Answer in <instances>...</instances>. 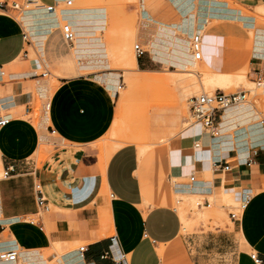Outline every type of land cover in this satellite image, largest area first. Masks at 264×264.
Masks as SVG:
<instances>
[{"label":"crops","instance_id":"obj_1","mask_svg":"<svg viewBox=\"0 0 264 264\" xmlns=\"http://www.w3.org/2000/svg\"><path fill=\"white\" fill-rule=\"evenodd\" d=\"M41 1L46 6L65 3ZM168 1L160 11L155 3L148 7L141 0L142 31L152 38L149 51L138 58L144 70L134 56L123 61L126 72L137 70L147 77L135 83L156 79L184 90L207 84L222 91L243 78L242 70L250 69L253 80L264 77V24L259 25L264 0H231L240 10L206 0L210 11L200 29L201 0L183 6ZM15 2L0 0V114L10 116V123L0 128V171L9 170L0 180V251L18 250V264H256L254 253L264 264V111L249 105L219 112V138L198 124L155 147L118 145L107 158L93 144L109 131L114 98L122 88L119 74H92L110 68L106 45L87 24L74 26L71 54L77 75L58 79L51 88L39 73L43 67L63 75L74 69L68 48L59 45L62 20L69 16L41 7L55 15L57 25L37 35L34 24L23 18L25 12L21 22L13 15ZM26 28L36 39H30ZM197 32L203 36V63L191 51ZM38 38L44 39L41 44ZM33 43L37 59L28 50ZM183 52L192 55L195 66L183 60ZM159 65L170 68L168 79L153 69ZM201 70L207 71L206 78L198 74ZM191 71L195 78L184 77ZM34 90L49 97L39 129L29 117ZM14 109L24 117L7 114ZM38 185L47 199L43 208ZM244 188L253 197L240 221L230 219L232 229L185 234L186 211L176 209L177 196L205 202L199 208L208 211L205 219L213 215L207 201L217 206L222 195L235 196ZM211 220L216 218L195 224ZM55 244L69 252L46 259L43 251Z\"/></svg>","mask_w":264,"mask_h":264},{"label":"rangeland","instance_id":"obj_2","mask_svg":"<svg viewBox=\"0 0 264 264\" xmlns=\"http://www.w3.org/2000/svg\"><path fill=\"white\" fill-rule=\"evenodd\" d=\"M17 1L23 3V0ZM145 1L148 7H151L152 4L155 3L160 11H164V6L168 7L170 4L168 0ZM221 1L226 2L232 9L240 10L231 0ZM65 8V3H63L60 5V9H58L60 14H67L66 17L69 16V18L67 17L68 19L62 20V24L63 22H68L72 27L87 24L94 29L97 37L100 38L104 45H106L110 68L92 74H95V77L98 75L101 76L113 73L120 75L122 90L117 97H113L115 99L112 108L115 113L114 120L112 121L107 134L101 136L93 144L94 147L100 150V154L103 153L107 158H109L111 152L115 150L118 145L134 144L140 148L142 145L154 144L155 147L163 143H168V140L179 137L180 134L190 130L191 126L196 122L195 119L192 118L190 112V101L192 98L200 97L204 94H214L217 91H220V87H209L207 84L204 85V89L199 87L197 90L194 88L184 90L181 86L175 84L164 85L161 81L156 79H152L147 85L135 83V80H142L147 77L141 75L137 70L126 72L123 69V61L127 56H134L137 58L135 46L138 44L148 52L150 48L149 42L152 38L151 34L144 36L145 32L142 31L141 13L144 6H142L141 0H73V6L68 9ZM246 13L247 15L251 14L248 11H246ZM13 15L21 22L23 12L20 13L15 10ZM153 15L157 18L155 13ZM218 22L219 21L214 20V24ZM262 24H264V22L261 18L259 25ZM27 32L29 37H31L30 39H36L28 30ZM249 36L253 38L251 30L249 31ZM43 40V38H38L37 43L41 44ZM59 45H65V48H68V53L71 56L69 65L73 66L74 69L71 67L70 72L63 75L58 71L48 70L46 67H43L39 73L47 75L45 80L51 83V88L56 86L58 79L69 77L71 75L73 76V74L77 75L78 72L74 73V71L77 70V65L71 54V48L74 45H68L64 40ZM28 50L33 59H37V56H40L36 54L39 50L34 43ZM149 54L150 53H147V55ZM137 60L139 68L144 70L145 68L141 65V60L138 58ZM200 62L203 63V60ZM153 69L161 71L159 77L165 79L169 78L167 72L170 68L165 69L162 65H159L155 66ZM198 72V74H202L203 78H206L205 72L207 71L201 70ZM249 73L250 69L242 70L239 74H242L243 78H240V80H236L235 82H229L222 91L226 94H230L254 90L256 87L254 84L255 80L249 77ZM78 74L82 76L88 75L85 73ZM235 74L237 73H233L232 75ZM195 75L196 72L191 71L186 73L184 77L195 78ZM247 76L249 81L244 82V78ZM172 82L174 83L175 81L172 80ZM33 92L34 101L31 106L34 111L29 117L32 123H34L39 129V123L46 112L49 97H44L45 95H40L35 90ZM249 101L250 106H255L258 110L264 111V92L262 90H256L252 93L249 97ZM15 110L16 109L11 110L7 114H11L14 117H24L22 112ZM176 112H178V115ZM4 115H6L5 112L0 114V116ZM177 116L178 119L176 120ZM175 121L176 124L174 123ZM113 128L115 129L113 130ZM50 137L52 139L58 138L57 135H51ZM132 140H134L133 143H131ZM4 178L5 172L3 169V171H0V180ZM241 190L242 189L236 190L235 196L231 195L230 197H227L226 195H222L217 206L216 201H211L213 207L211 211L213 212V215H207V218L209 219L212 217L216 218V220H211L205 225L195 224L207 219L202 218L203 213H207L208 211H202L197 206L200 202L199 198L196 197L194 200H187L185 197L182 198L177 196L176 209L178 211H180V209L186 211V220H182L184 223V230H187L185 234H194L201 231H214L218 227L223 230L226 229L227 226L232 229L233 224H231L229 218L230 210L227 206H237L236 199ZM222 207H224V209ZM243 216L244 214L241 219ZM29 218H27V220H29ZM68 252L69 249L63 248L60 244H55L51 250L43 251L46 259L52 254L62 256ZM20 264H22V262H20Z\"/></svg>","mask_w":264,"mask_h":264},{"label":"built area","instance_id":"obj_3","mask_svg":"<svg viewBox=\"0 0 264 264\" xmlns=\"http://www.w3.org/2000/svg\"><path fill=\"white\" fill-rule=\"evenodd\" d=\"M36 1H40L41 4L47 9L48 12L54 13L58 8L57 1L51 5L46 6L42 3L41 0H23V3L15 2L13 9L22 12L27 5H32ZM73 2L69 1L67 3L68 7H72ZM63 37L67 42H73L75 38V33L73 31L72 26L69 23H65L62 27ZM202 35L196 34L192 39V52L195 55L196 60L202 61L203 60V45H202ZM135 51L137 54V58H140L145 55L146 51L138 44L135 47ZM44 76H46L44 74ZM255 90H262L264 92V77L259 76L255 80ZM252 94V91H241L226 94L224 91H217L212 95H202L198 98L192 99L190 111L192 113L193 119H195V123L200 124L203 129L209 131L210 135L213 138L219 137L220 131L219 127L216 125L215 119L219 112L226 111L229 108L240 106L249 103V97ZM49 108V106H48ZM10 123V119L6 118L5 116L0 117V128L8 125ZM229 167L226 166L225 170H228ZM9 174V170L5 172V177ZM194 182L195 178L192 177L190 179ZM253 197V191L249 188H244L240 191L237 200V206H227L229 208L230 213L229 217L232 221H240L242 215L244 214L247 206L249 205L251 199ZM37 200L38 204L41 208L45 206L47 201L46 197L44 196L40 186H37ZM205 202L200 203V206H204ZM207 206H211V202L207 201ZM80 252L85 251V247H81ZM19 254L16 250H9V251H2L0 252V262L6 263H14L18 260ZM251 258L254 260L256 264H261L260 259L256 253L251 255Z\"/></svg>","mask_w":264,"mask_h":264},{"label":"bare ground","instance_id":"obj_4","mask_svg":"<svg viewBox=\"0 0 264 264\" xmlns=\"http://www.w3.org/2000/svg\"><path fill=\"white\" fill-rule=\"evenodd\" d=\"M59 1H65V6H66V8L65 9H68V8H71V7H68L67 6V3L69 2V1H72L73 2V0H59ZM176 4H177V6H183L185 3H187V2H189L190 0H173ZM201 3H202V7H200V10H199V15H200V17L202 18V21L199 23V29L200 28H202L203 27V24L205 23L204 21H205V17L207 16V11L209 10L210 11V6H209V4L208 5H206V0H201L200 1ZM58 3V8H57V10H56V12H54V13H50V14H55V15H57V13H58V9H60V3L59 2H57ZM208 3V2H207ZM73 6V5H72ZM41 7H44L42 4H41V2L40 1H36L35 3H33L32 5H27L26 6V8H24L23 10H22V12L24 13L25 12V15H24V19L26 18L27 19V23L28 22H31V23H33L34 24V26H31V27H33L32 29L35 31V34H37V35H39V34H44L45 32H49V30L51 29V28H53V27H56V25H57V18L55 17V15H48V13H45L44 11H42L40 8ZM46 9V8H45ZM67 15V14H66ZM66 15H62V18L64 17H66ZM190 18H188V20H189ZM65 23H68V22H63V24L61 25V33H62V27L64 26V24ZM72 26V25H71ZM73 28V27H72ZM32 31V30H31ZM30 31V32H31ZM73 31H74V28H73ZM27 32V31H26ZM28 33V32H27ZM74 33H75V31H74ZM196 34H201V32H197ZM196 34H194L193 35V37L196 35ZM29 35V34H28ZM202 35V34H201ZM62 36H63V33H62ZM193 37H192V39H193ZM63 39H64V37H63ZM192 39H191V47H192ZM75 40H76V33H75V38H74V40H73V42H67L65 39H64V41L68 44V45H74V43H75ZM137 46V45H136ZM135 46V47H136ZM191 51H192V49H191ZM193 53V52H192ZM183 54H184V58H183V60H185V62L186 63H188L189 65H193V66H195L196 65V63L193 61V59H192V55H190V54H186V53H184L183 52ZM193 56H194V59H195V61H198V60H196V58H195V55H194V53H193ZM137 57V56H136ZM47 76V75H46ZM255 84V83H254ZM256 86V85H255ZM120 87L122 88V86H121V82H120ZM250 91H252V93H254L256 90L254 89V90H250ZM49 93V92H48ZM204 95H206V94H204ZM208 95H212V94H208ZM48 96V95H47ZM46 97V96H45ZM195 98H198V97H195ZM192 99H194V98H192ZM191 102H192V100L190 101V107H191ZM250 105V102L249 103H247V104H244V105H240V106H235V107H232V108H236V107H238V109L239 110H243V108H247L248 109V106ZM48 106H49V104L46 106V110H47V108H48ZM232 108H229V109H232ZM229 109H227V110H229ZM191 112V111H190ZM241 113V112H240ZM192 114V113H191ZM5 117L6 118H9L10 119V116L9 115H5ZM193 118V117H192ZM177 119H178V117H177ZM242 120V119H241ZM249 121V120H248ZM196 125H198V123H194V125L193 126H191V129H192V127H194V126H196ZM219 138V137H218ZM43 139H46L44 136H43ZM200 203L201 202H199L198 204H197V206L200 208H202L203 206H200ZM17 252H18V254H19V251L18 250H16ZM0 252H2V251H0ZM19 259H20V254H19V257H18V260L16 261V262H14V263H6V262H0V263H3V264H18V262H19Z\"/></svg>","mask_w":264,"mask_h":264}]
</instances>
